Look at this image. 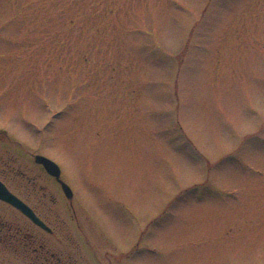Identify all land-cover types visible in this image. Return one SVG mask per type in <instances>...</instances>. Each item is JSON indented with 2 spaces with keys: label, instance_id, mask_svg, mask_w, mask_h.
Here are the masks:
<instances>
[{
  "label": "rangeland",
  "instance_id": "1",
  "mask_svg": "<svg viewBox=\"0 0 264 264\" xmlns=\"http://www.w3.org/2000/svg\"><path fill=\"white\" fill-rule=\"evenodd\" d=\"M0 131V181L89 264H264V0H0Z\"/></svg>",
  "mask_w": 264,
  "mask_h": 264
},
{
  "label": "flooded vegetation",
  "instance_id": "2",
  "mask_svg": "<svg viewBox=\"0 0 264 264\" xmlns=\"http://www.w3.org/2000/svg\"><path fill=\"white\" fill-rule=\"evenodd\" d=\"M0 141H2V139H0ZM37 166L43 170L41 166L39 165ZM47 177L52 182H54L61 190L60 185L52 177L48 175ZM35 178L36 179L34 181H31L34 187L33 191L38 189L37 185L39 184L40 180L43 181V179H38L37 177ZM39 189L43 191L44 187L39 186ZM17 197L20 200H22L24 203H26L41 220L44 219V217L42 218V215H40L37 212L38 210H40V208H42V206L44 205V202L42 201H40L42 203L36 202L34 203L35 205H33V204H28L27 201L23 200L19 196ZM45 197L49 198L50 204L51 203L52 204L61 203L63 206L62 201L57 200L54 196H51V195L46 196V194H44L42 198H45ZM63 197L68 203L67 205L70 207L71 202L66 199L64 194H63ZM0 203L8 207L14 213V217L6 218V216L0 211V258L1 259L7 256L10 262L11 260L10 257H13V261H14L13 264H87L88 263L86 262L85 259H83L85 254L83 253L82 249L79 247V244L74 243L72 245L71 244L62 245L59 243L58 245H55L54 243H51L49 239L44 236V234L49 235L52 240L54 239L55 241L59 242L57 234L43 220L42 221L50 228V232H47L35 226L25 216H23L20 211L16 210L12 206L2 201H0ZM57 213H58L57 217L59 216L60 218V216L62 215L59 212ZM45 216L49 217L48 215H45ZM51 216H53V213L51 214ZM21 218L25 219L24 223H22L23 221ZM27 222L29 225L34 226L36 230L32 231L31 227L27 226ZM87 246H89V244H87L86 247ZM135 247L141 248L139 243L130 245V249L125 255L126 264H133L131 257H132L133 251H135L134 250ZM142 248H143L142 251H146V252L153 251V248L150 249L146 245H143ZM89 249L90 251H93L91 248ZM107 251L108 250H106V255L104 256V257H108L107 258L108 260H106L108 261L107 263H103L105 260L97 257V258H94L93 264H112V260L109 258ZM95 256L96 255H94V257ZM0 264H5V259L0 260Z\"/></svg>",
  "mask_w": 264,
  "mask_h": 264
},
{
  "label": "water",
  "instance_id": "3",
  "mask_svg": "<svg viewBox=\"0 0 264 264\" xmlns=\"http://www.w3.org/2000/svg\"><path fill=\"white\" fill-rule=\"evenodd\" d=\"M0 139H2V133L0 131ZM33 161L35 164L40 165L44 171L50 177L54 178L55 181L60 185L62 192L68 201H72L73 193L70 187L61 179V171L56 163L52 160L42 156L34 155ZM0 201L12 206L16 210L20 211L27 219L39 228L50 232V229L36 216L32 209L25 204L22 200L12 194L8 188L0 181Z\"/></svg>",
  "mask_w": 264,
  "mask_h": 264
}]
</instances>
